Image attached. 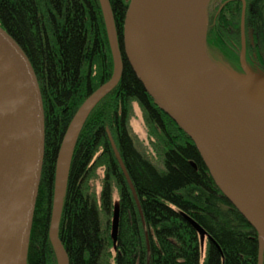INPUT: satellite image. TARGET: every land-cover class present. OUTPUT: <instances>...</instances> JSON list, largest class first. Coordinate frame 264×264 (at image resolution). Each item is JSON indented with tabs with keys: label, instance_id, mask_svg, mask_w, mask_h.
I'll use <instances>...</instances> for the list:
<instances>
[{
	"label": "trees",
	"instance_id": "1",
	"mask_svg": "<svg viewBox=\"0 0 264 264\" xmlns=\"http://www.w3.org/2000/svg\"><path fill=\"white\" fill-rule=\"evenodd\" d=\"M110 2L122 38L129 0ZM224 2L221 11L218 6L211 17L208 12L207 47L219 58L238 59L241 2ZM249 2L247 20L263 47L264 0ZM0 24L28 54L45 106V157L28 264H57L49 237L56 158L78 107L112 76L107 31L99 0H0ZM124 62L120 82L88 117L73 155L59 228L71 264H104L110 237L101 209L112 213L114 183L120 197L115 264H258V233L218 188L193 140L154 102L125 57ZM133 101L145 111L163 169L137 148L130 133ZM93 160L106 166L99 199L85 188ZM187 216L209 235L204 249Z\"/></svg>",
	"mask_w": 264,
	"mask_h": 264
},
{
	"label": "water",
	"instance_id": "2",
	"mask_svg": "<svg viewBox=\"0 0 264 264\" xmlns=\"http://www.w3.org/2000/svg\"><path fill=\"white\" fill-rule=\"evenodd\" d=\"M113 57L63 135L55 166L49 237L58 264H71L59 235L71 163L82 129L120 82L124 57L154 102L193 140L216 185L258 233L264 259V70L220 65L207 47L210 0H129L122 38L110 0H99ZM46 147L41 84L24 48L0 24V264H28ZM118 160L138 201L123 160ZM201 245L209 235L194 219ZM120 206L112 237L117 246Z\"/></svg>",
	"mask_w": 264,
	"mask_h": 264
},
{
	"label": "rangeland",
	"instance_id": "3",
	"mask_svg": "<svg viewBox=\"0 0 264 264\" xmlns=\"http://www.w3.org/2000/svg\"><path fill=\"white\" fill-rule=\"evenodd\" d=\"M217 1H212L211 6H210V11L212 14L215 10V8L218 6ZM210 57L215 61H219L220 65H225L227 64L225 61L224 57L219 58V55L214 54V52L211 50L209 51ZM218 59V60H217ZM129 130L130 133L134 139V142L137 146V148L144 153L151 161H153L157 167L160 169L164 168V162H163V157L160 154V151L158 148H156L157 145H155V138L153 135L150 134V130L147 124L146 120V115L145 111L143 110L142 106L139 104L138 101H133L132 102V109L129 117ZM108 136L112 145V148L114 149L115 155L117 156V153L121 157L120 151L118 150L117 144L115 142L114 135L110 129H108ZM102 150L99 151L96 156H98L101 153ZM96 158V157H95ZM122 159V157H121ZM105 171H106V166L103 162V164H98L97 161L93 160L90 164L89 168V176L86 179L85 182V188L86 191L99 199L100 193L102 191V188L104 186V177H105ZM113 208H112V213L111 214H106L104 211L101 209V218H102V224L104 227V230L108 231V235L110 237V241L108 243L107 249L104 252V264H115V257H116V251H117V246H115L113 237H112V223H113V216H114V211L117 205L120 206V197H119V192L118 188L116 187L115 183L113 184ZM100 205V202H99ZM205 248V242H204V247ZM54 254L56 258V263L58 264L57 260V255L54 249Z\"/></svg>",
	"mask_w": 264,
	"mask_h": 264
},
{
	"label": "flooded vegetation",
	"instance_id": "4",
	"mask_svg": "<svg viewBox=\"0 0 264 264\" xmlns=\"http://www.w3.org/2000/svg\"><path fill=\"white\" fill-rule=\"evenodd\" d=\"M217 1V4L220 8H218L219 11L225 6L224 0H214ZM228 1H240L241 2V9H240V46L238 50V59H233L227 57L225 59L226 63L230 66H233L237 70H242L241 61H240V54L242 50V14L245 7V22H244V32H245V43H246V60L249 66H251L255 70H264V45L260 44V42L256 39V33L251 28V25H249V22L247 20V12L249 7V0H228ZM212 0H210L209 5V17L210 16V6H211ZM216 4V5H217ZM217 6V7H218ZM216 7V8H217ZM215 8V9H216ZM207 33V39H208ZM225 58V57H224Z\"/></svg>",
	"mask_w": 264,
	"mask_h": 264
}]
</instances>
